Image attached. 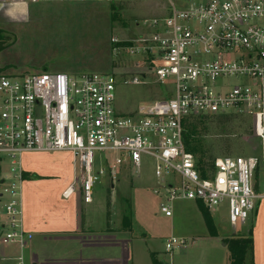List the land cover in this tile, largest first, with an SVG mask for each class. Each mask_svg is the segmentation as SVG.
Instances as JSON below:
<instances>
[{
  "label": "built area",
  "instance_id": "1",
  "mask_svg": "<svg viewBox=\"0 0 264 264\" xmlns=\"http://www.w3.org/2000/svg\"><path fill=\"white\" fill-rule=\"evenodd\" d=\"M122 1L130 0H0V8ZM154 1L165 13L137 22L136 35L113 37L110 45L114 53L139 57L143 73L169 88L165 99L121 115L112 74H0V158L9 160L0 178L1 245L25 243L20 186L27 153H70L85 204L100 176L111 183L122 171L137 177L146 157L166 218L175 203L195 202L211 214L225 207L228 223L243 225L264 200V0ZM138 84L136 76L124 82ZM228 115L250 120L261 156L216 158L211 168H199L185 144L187 124ZM70 194L68 188L63 195ZM183 246L169 238L164 250L170 255Z\"/></svg>",
  "mask_w": 264,
  "mask_h": 264
},
{
  "label": "rangeland",
  "instance_id": "2",
  "mask_svg": "<svg viewBox=\"0 0 264 264\" xmlns=\"http://www.w3.org/2000/svg\"><path fill=\"white\" fill-rule=\"evenodd\" d=\"M13 7L15 6L0 8V38L5 47L0 52L1 75L18 76L43 72H62L70 76L82 73L112 74L118 81L114 107L121 115L131 114L141 105L167 98L169 88L155 85L153 76L143 73L139 57L114 53L110 45L113 37L122 40L129 34L136 35L139 31L137 22L163 15L165 10L160 2L130 0L112 3H44L24 7L25 13L10 14L9 10ZM131 76L138 77V85H124ZM228 82L234 83L235 80L229 79ZM186 136L189 150L199 168L208 166L216 158L261 156L259 143L251 132V122L242 116L228 115L191 121L186 128ZM0 160V171H7L9 160L5 157ZM72 163L75 165V160ZM104 167L101 166V169ZM98 169L99 166L96 165L95 171ZM117 179L126 182V186L133 185L122 193L132 211L138 208L145 223L150 221L159 225L163 215L158 211L159 200L152 192L155 185L152 161L147 157L142 159L137 177L131 171H122L117 173ZM109 184L108 178L102 175L93 189V193L97 192V201L103 203L105 211L109 199ZM120 187L119 184L116 189L118 194ZM118 196L121 195L114 191L110 198L115 200ZM1 206L2 204L0 223L4 222ZM179 213L183 214L182 211ZM212 217L223 236L222 242L218 241L213 246L203 240H197L192 246L187 242L185 250H176L169 255L164 251L165 241L154 237L149 242L146 240L139 244L140 252L150 247V253L158 264H230V253L222 245L231 238L246 239L254 222L250 217L243 225L230 226L225 207L212 213ZM200 226L202 224L199 223ZM195 227L199 231L197 224ZM144 233L149 238L153 235L152 231ZM1 234L2 231L0 236ZM138 259L135 264H152L153 260L148 254L141 255ZM244 264H250L249 253Z\"/></svg>",
  "mask_w": 264,
  "mask_h": 264
},
{
  "label": "crops",
  "instance_id": "3",
  "mask_svg": "<svg viewBox=\"0 0 264 264\" xmlns=\"http://www.w3.org/2000/svg\"><path fill=\"white\" fill-rule=\"evenodd\" d=\"M24 7L15 6L9 13H25ZM72 160L73 156L67 152L22 156L20 204L25 243L23 246L0 244V264H135L141 255L154 258L150 247L141 252L139 247L154 237L164 241L169 238L182 240L184 246L178 249L181 251L185 250L187 242L191 246L197 240H203L209 246L222 242L223 236L212 214L208 212L215 227L214 237L208 234L200 204L195 202H177L179 204L173 205L172 217L163 216L159 225L150 221L145 223L141 211L136 208L133 212L122 196L124 190L133 185L126 186V182L119 179L109 182V208L106 211L103 203L97 201V192H92V202L85 204L74 185L76 167ZM5 176L6 170L0 171V178ZM119 184L121 191L118 194ZM68 188L71 194L64 197ZM114 191L121 196L112 200L110 196ZM261 201L251 216L254 223L249 230L252 235L250 264H264V201L262 206ZM181 211L183 214L179 213ZM199 223L202 226L199 227ZM1 225L2 222L0 229ZM146 231H152L154 236L149 238ZM222 247L227 249L225 243ZM152 264L158 263L153 259Z\"/></svg>",
  "mask_w": 264,
  "mask_h": 264
},
{
  "label": "trees",
  "instance_id": "4",
  "mask_svg": "<svg viewBox=\"0 0 264 264\" xmlns=\"http://www.w3.org/2000/svg\"><path fill=\"white\" fill-rule=\"evenodd\" d=\"M4 49H5V47L3 46V43H2L1 38H0V52H2ZM1 72H2V69L0 68V73ZM205 119L206 118L200 119V120L202 121ZM200 120H197V122ZM188 125L189 124H187V127H188ZM192 129H194V126ZM184 139H185L186 147L189 149L188 138L186 135H184ZM208 167L209 168L212 167V162L208 165ZM108 201H109V199H107V204H106L107 209L109 208ZM199 206H200L203 221H204V224L207 228L208 234L210 236L214 237L216 232H215V227H214V224L212 222V219H211L209 213L205 210V208L201 204ZM106 215L108 217L109 213L107 212ZM251 237H252L251 231H249L246 239L245 238H238V239L231 238L228 240L227 243H225L227 246V249L230 253V264H244V260H245L246 255L248 253L251 254V252H252V238Z\"/></svg>",
  "mask_w": 264,
  "mask_h": 264
}]
</instances>
